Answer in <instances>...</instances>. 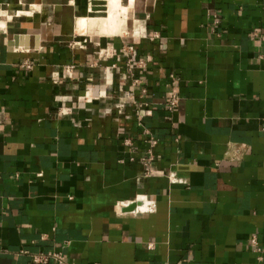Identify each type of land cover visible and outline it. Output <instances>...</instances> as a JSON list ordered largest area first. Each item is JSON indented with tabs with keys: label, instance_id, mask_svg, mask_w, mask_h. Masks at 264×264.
Here are the masks:
<instances>
[{
	"label": "crops",
	"instance_id": "crops-1",
	"mask_svg": "<svg viewBox=\"0 0 264 264\" xmlns=\"http://www.w3.org/2000/svg\"><path fill=\"white\" fill-rule=\"evenodd\" d=\"M92 1L0 0L16 16L0 32V264H264V0H135L130 42L74 35ZM127 45L147 60L134 76L152 176L135 106H114L132 82ZM140 194L154 213L119 212Z\"/></svg>",
	"mask_w": 264,
	"mask_h": 264
},
{
	"label": "built area",
	"instance_id": "built-area-1",
	"mask_svg": "<svg viewBox=\"0 0 264 264\" xmlns=\"http://www.w3.org/2000/svg\"><path fill=\"white\" fill-rule=\"evenodd\" d=\"M214 22L215 24H219L220 20L218 19V15H214ZM262 38H264V32L262 31ZM254 36L258 37L259 33L257 31L254 32ZM127 63H128V70L131 72L133 75L132 77V82L129 90L126 92V96L123 97L127 101H122V98L115 102L114 106L115 108L121 109L125 108L126 106L129 105H134L135 106V112L138 118L139 126L142 128V134L144 137V141L147 144V148L144 152L143 157L141 158L143 167H144V175L145 176H152L155 174L161 173L160 170L156 167V152L155 148L158 145V139L154 134L145 127L144 125V115H143V107L147 104L145 101L138 100L135 96L137 87H140V95L144 97V95L147 94L148 88L145 83V79L141 77H135L134 76V70H144L147 68V60L143 58H139L135 52V48L133 45H127L124 48ZM30 66V65H29ZM31 67V66H30ZM113 67H116V65H113ZM115 69V68H114ZM116 70L120 71V67L117 66ZM170 79L167 84V90L169 94V98L167 99V107L169 110H175L179 106V102L181 100V95L178 89V85L180 83V78L176 75L171 73L169 75ZM102 96V95H101ZM96 98H99L97 96ZM85 103L86 101H89L88 98H82ZM92 99V98H91ZM90 99V100H91ZM81 104V103H79ZM62 114H68L71 111L68 110L67 108L61 111ZM263 131H264V118H263ZM127 145L132 144L131 139L126 140ZM169 180L171 183H186L185 179L179 178L175 172H170L167 174ZM121 204V205H120ZM131 205H135L134 208L130 211L131 213L134 214H144V213H154L157 210V201L154 198L149 197L146 194H140L137 195L134 200L130 201H124V202H118L117 207L119 208V212H122L123 208L129 207ZM251 246L254 248H257L258 251H261V248L258 246V239L257 236L254 235L251 238L250 242ZM149 248H153V244H149ZM33 262L37 264H47L51 258H54L57 260L60 264H71L64 256L62 253L59 252H49V253H37L33 254L32 256Z\"/></svg>",
	"mask_w": 264,
	"mask_h": 264
},
{
	"label": "bare ground",
	"instance_id": "bare-ground-1",
	"mask_svg": "<svg viewBox=\"0 0 264 264\" xmlns=\"http://www.w3.org/2000/svg\"><path fill=\"white\" fill-rule=\"evenodd\" d=\"M23 4V3H22ZM36 4H31V9L24 12L18 11V15H22V13L29 15L28 13H33V9L36 10ZM135 7V0H107V8L108 14L105 17H92V16H79L76 19L75 27H74V35L76 36H86L92 38L95 36L94 30L96 28L99 29L98 36L100 37H110L115 36L116 34H122L124 32L123 29V18L122 13L124 11L127 15V12H131ZM132 9V10H131ZM4 23H3V22ZM8 19L1 20L0 22V32L6 31L8 28ZM132 35L138 34V30H133L132 32L126 31ZM25 47V46H24Z\"/></svg>",
	"mask_w": 264,
	"mask_h": 264
},
{
	"label": "rangeland",
	"instance_id": "rangeland-1",
	"mask_svg": "<svg viewBox=\"0 0 264 264\" xmlns=\"http://www.w3.org/2000/svg\"><path fill=\"white\" fill-rule=\"evenodd\" d=\"M95 4H99L97 6H93ZM38 8V6H36V9ZM133 9V10H132ZM131 12H127V15L125 14L124 16V11L122 13V19H123V29H124V32L122 34H116V36H122L125 40H127L128 42L134 40L136 37L126 31L129 30V32H132L133 30L137 31V28L140 27L139 22H137L136 19H138L137 15L135 14L134 15V8H132ZM15 10V9H14ZM14 10H9V9H5L3 7L0 6V21L1 20H12V19H16L15 17V13H14ZM32 11H35V9H33ZM108 8H107V0H96V1H92V6L91 8H88V11L86 12H82L80 15H86V16H92V17H105L107 14H108ZM24 13H22L23 15ZM29 15H31L32 13H28ZM27 15V14H26ZM3 22V21H2ZM0 22V23H2ZM4 23V22H3ZM140 32V31H139ZM98 33H99V29L96 28L94 30V34L95 36H93L92 38H97V37H100L98 36ZM85 38H88L85 36ZM100 38H105V37H100Z\"/></svg>",
	"mask_w": 264,
	"mask_h": 264
}]
</instances>
